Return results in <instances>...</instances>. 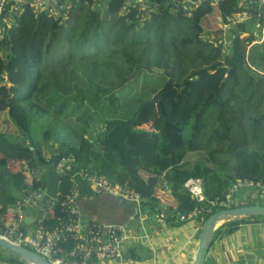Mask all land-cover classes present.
<instances>
[{
	"label": "trees",
	"instance_id": "16d2710c",
	"mask_svg": "<svg viewBox=\"0 0 264 264\" xmlns=\"http://www.w3.org/2000/svg\"><path fill=\"white\" fill-rule=\"evenodd\" d=\"M159 1L160 10L143 21L144 28L150 29L152 23L159 22L166 29L173 20L180 26L178 39L167 42L175 57L159 55L156 62L154 58V63L165 71L166 82L161 89L153 90L152 97L145 100L130 118L106 119L104 130L97 137H89L86 127L76 133V145L54 139L51 126L56 125L57 120H48L45 125L42 122L41 137L33 129L36 127L40 132L39 119L49 107L52 106L57 114H64L72 101V111L77 112L87 98L83 96L86 90L83 82L71 87V83L64 80L62 71L68 69L71 76L75 72L70 71L76 65L73 52L69 62H61L59 69L56 67L60 85L50 92L59 98H43L40 102L36 96L41 92L45 54H50L62 39L65 22L33 9H25L17 16L0 45V114L7 111L20 130L15 135L0 131L2 213L13 209L24 194L45 191L48 181L43 174L36 178L35 172L38 169L55 170L64 158L71 162L73 170L57 177V182L61 181L59 196L54 214L43 223L45 231L56 229L64 221L66 214L62 211V202L72 192L75 184L72 173L78 169L131 188L144 201L160 202L159 191L168 192L175 199L170 211L185 216L198 205L184 186L191 178L203 181L206 197L203 204L228 198L232 185L240 179L250 178L264 183V69L257 66L260 63L264 66V40L260 44L256 42L261 40L264 6L260 9L261 14L233 29L230 50L222 52L212 45L217 33L207 39L201 36L202 19L216 5H203L192 16L186 17L169 12L164 0ZM246 1L224 0L217 6L225 20L242 10ZM88 2L87 6L80 4L68 19L80 16L84 9L92 19L101 14L95 11L93 0ZM121 3L122 0H111L106 11L115 18ZM125 19L133 24L141 22L135 16ZM186 20L191 26L185 23ZM253 20L259 21L258 29L246 32L247 24ZM181 24L191 27L195 33L185 36ZM187 46L191 47L189 52ZM133 58L128 54L126 62L130 68ZM152 63L148 61L147 65ZM122 73L130 74V71L127 69ZM113 83L99 86L88 101L101 103L104 95L116 89L112 87ZM47 88L43 86L42 93ZM75 93L82 99L78 100ZM192 118L194 124L187 133ZM253 136L256 140L250 145L248 140ZM256 204L264 205V201L250 203ZM259 218L264 216L230 220L215 231L231 234L240 224ZM228 225L229 229H226ZM75 246L73 239L64 241L61 254L66 255ZM4 252H0V261L28 264L21 255Z\"/></svg>",
	"mask_w": 264,
	"mask_h": 264
},
{
	"label": "built area",
	"instance_id": "2783aa9c",
	"mask_svg": "<svg viewBox=\"0 0 264 264\" xmlns=\"http://www.w3.org/2000/svg\"><path fill=\"white\" fill-rule=\"evenodd\" d=\"M89 0H0V45L8 31L13 27L17 16L25 9H33L37 13H47L57 20L65 21L71 17L74 10L80 5H86ZM111 0H93L94 8L107 6ZM224 0H164L165 6L173 14L181 13L183 16H192L193 12L206 4L218 5ZM159 0H122L118 13L122 16H135L140 21L157 13L160 10ZM264 6V0H247L245 6L239 12L229 15L222 21L220 31L212 43L222 52L229 51L230 40L228 33L232 26L248 22L254 19ZM259 10V11H258ZM258 11V12H257ZM71 163V162H70ZM64 158L56 166L59 174L71 171L72 165ZM74 180L81 178L87 181L98 193H109L124 200L137 203L141 196L118 182H114L103 176L93 174L87 170H75ZM58 183H61L60 179ZM185 188L192 194L198 205L188 214L199 218L204 224L206 218L217 210L238 208L250 205L252 201L259 203L264 201V183L260 180L243 178L232 185L231 194L221 201H211L208 204L203 191V181L200 178H191L185 184ZM246 192V196L238 197V193ZM59 191L49 194L45 191H32L24 194L17 200L13 209L2 213L0 203V237L23 246H29L37 254L50 261L52 264H107L106 261L121 259L123 256V244L130 238L128 228L122 223H104L83 220L82 212L78 206L79 189L74 184L68 199L62 202V211L66 214L64 221L52 231H45L43 223L54 214ZM42 205L35 221L32 232L26 229V211ZM219 208V209H216ZM11 219L7 220V215ZM186 216L183 215L182 218ZM73 239L76 246L66 255L61 254V244Z\"/></svg>",
	"mask_w": 264,
	"mask_h": 264
},
{
	"label": "rangeland",
	"instance_id": "374dc122",
	"mask_svg": "<svg viewBox=\"0 0 264 264\" xmlns=\"http://www.w3.org/2000/svg\"><path fill=\"white\" fill-rule=\"evenodd\" d=\"M96 10L101 14L94 19L91 18L87 9H84L80 16L64 21L65 30L62 39L55 44L50 54H45L42 63L43 78L40 80L41 92L36 94L40 102L43 98L48 100L50 97L51 100L59 98L54 94L51 95L50 91L60 85L56 77L58 65L60 66L61 62H69L73 52L76 65L70 71L75 72L71 76L68 69L62 71L66 78L64 80L69 81L71 87H74L76 83L83 82L86 89L83 96L87 98H84V103L77 112L72 111L74 106H72L71 101L69 108L66 109L67 112L64 114H57L52 106H46L44 103L49 109L39 119L41 134L38 128L33 127L38 132L37 136L41 137L44 130L42 122L45 125L46 121L54 119L57 120L56 125L53 123L51 126L54 139H58L61 143L76 145L78 143L76 133H80L85 127L88 136L95 138L104 130L106 119L130 118L145 100L152 97L153 90L161 89L167 80L165 71L154 63V58L156 57V62L159 55L163 58L164 56L175 57L173 49L169 48L167 42L177 40L180 35L177 33L180 28L177 21L173 20L166 29L159 25L161 23L154 22L150 27V32V29L144 28V22L133 24L119 13L114 18L112 14L106 11L105 6L100 7V9L96 8ZM219 14V8L214 7L212 12L203 17L201 36L204 39L212 37L220 29ZM185 23L191 26L190 21L186 20ZM181 27H183L185 36L195 33L191 27H186L184 24H181ZM190 49V46L186 47V51L189 52ZM205 49L209 50L207 47ZM128 54L134 57L131 61V68L126 62ZM148 61L153 63L147 65ZM169 62L171 64V61ZM257 66L261 70L264 69L261 63ZM127 69L130 74L122 73L126 72ZM168 71H171L170 68ZM82 74L85 79H82L84 78ZM129 76L131 77L128 78ZM112 81L114 82L112 87L116 89L104 95L101 103L88 101L99 86H109ZM60 82L63 83L61 80ZM43 86L49 88L45 89L44 93H42ZM74 96L78 100L82 99V96L79 98L77 93ZM2 113L7 115L14 127V131L8 134H19V128L8 113L6 111ZM5 114L2 115L6 116ZM193 124L194 118L187 126V133H190ZM255 140L256 137H250L248 144L254 145ZM224 156L227 157L228 155L225 154ZM2 251L10 252L0 246V252Z\"/></svg>",
	"mask_w": 264,
	"mask_h": 264
},
{
	"label": "crops",
	"instance_id": "0c3cea01",
	"mask_svg": "<svg viewBox=\"0 0 264 264\" xmlns=\"http://www.w3.org/2000/svg\"><path fill=\"white\" fill-rule=\"evenodd\" d=\"M218 18L222 26L224 19L221 13ZM258 22L253 20L248 23L246 32L256 31ZM235 27L232 26L228 33L230 41ZM219 31L220 29L216 31V35ZM263 40L264 26L261 40L256 42L260 44ZM2 114L5 113L0 114V131L13 132V124L6 114ZM40 171L39 176L43 174L48 181L46 192L55 193L59 185V172L56 169ZM75 182L79 189L77 204L86 223H122L128 228L130 238L123 244L122 258L106 261L107 264H193L204 224L195 216L186 215L182 218V214L170 211L175 199L168 192L159 191L157 196L160 202L144 201L141 198L140 202L131 203L113 194H98L81 178L76 177ZM243 196H246V192L238 193V197ZM41 208L42 205L26 211L24 223L29 232L34 230ZM240 218L241 216L234 217L223 223ZM10 219L11 214H8L7 220ZM226 229H229V225ZM212 240L202 264H264V218L248 220L231 234L214 231ZM0 264L7 263L0 261Z\"/></svg>",
	"mask_w": 264,
	"mask_h": 264
},
{
	"label": "water",
	"instance_id": "95a60500",
	"mask_svg": "<svg viewBox=\"0 0 264 264\" xmlns=\"http://www.w3.org/2000/svg\"><path fill=\"white\" fill-rule=\"evenodd\" d=\"M40 172V169H38L35 172L34 176L38 178ZM186 190H188L187 187ZM240 216H264V205L256 204L241 206L238 208L223 209L218 210L212 215H210L204 223L199 249L197 251L193 264H202L205 254L212 241L213 233L220 226H215L216 221L222 218H224L226 221L228 219ZM0 246L9 250L12 253H17L21 255L23 260L28 262V264H52L50 261L40 256L32 249L20 244H15L2 237H0Z\"/></svg>",
	"mask_w": 264,
	"mask_h": 264
},
{
	"label": "bare ground",
	"instance_id": "6f19581e",
	"mask_svg": "<svg viewBox=\"0 0 264 264\" xmlns=\"http://www.w3.org/2000/svg\"><path fill=\"white\" fill-rule=\"evenodd\" d=\"M224 221H225L224 218H222V219H218V220L216 221V223H215V226L218 227V226L221 225Z\"/></svg>",
	"mask_w": 264,
	"mask_h": 264
},
{
	"label": "clouds",
	"instance_id": "9594fccd",
	"mask_svg": "<svg viewBox=\"0 0 264 264\" xmlns=\"http://www.w3.org/2000/svg\"><path fill=\"white\" fill-rule=\"evenodd\" d=\"M106 8V7H105ZM94 9H96V8H94ZM141 22H143V21H141ZM259 205V204H258Z\"/></svg>",
	"mask_w": 264,
	"mask_h": 264
}]
</instances>
